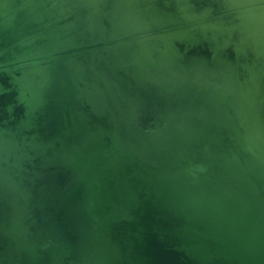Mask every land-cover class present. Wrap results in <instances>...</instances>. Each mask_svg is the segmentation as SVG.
<instances>
[{
    "label": "water",
    "instance_id": "obj_1",
    "mask_svg": "<svg viewBox=\"0 0 264 264\" xmlns=\"http://www.w3.org/2000/svg\"><path fill=\"white\" fill-rule=\"evenodd\" d=\"M252 10L0 0V264H264Z\"/></svg>",
    "mask_w": 264,
    "mask_h": 264
},
{
    "label": "bare ground",
    "instance_id": "obj_2",
    "mask_svg": "<svg viewBox=\"0 0 264 264\" xmlns=\"http://www.w3.org/2000/svg\"><path fill=\"white\" fill-rule=\"evenodd\" d=\"M226 3L233 4L243 1L245 4H250L253 7L250 17L248 18L252 25V31H255V36L249 38L251 42H255L258 47L264 49V0H223Z\"/></svg>",
    "mask_w": 264,
    "mask_h": 264
}]
</instances>
